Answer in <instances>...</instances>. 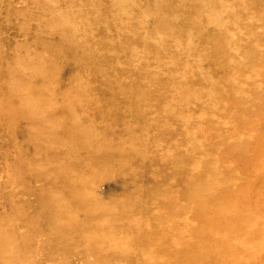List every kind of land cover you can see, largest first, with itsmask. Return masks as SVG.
<instances>
[{
	"label": "rangeland",
	"instance_id": "1",
	"mask_svg": "<svg viewBox=\"0 0 264 264\" xmlns=\"http://www.w3.org/2000/svg\"><path fill=\"white\" fill-rule=\"evenodd\" d=\"M263 139L264 0H0V264H264Z\"/></svg>",
	"mask_w": 264,
	"mask_h": 264
},
{
	"label": "bare ground",
	"instance_id": "2",
	"mask_svg": "<svg viewBox=\"0 0 264 264\" xmlns=\"http://www.w3.org/2000/svg\"><path fill=\"white\" fill-rule=\"evenodd\" d=\"M238 106H239V104H237V107ZM242 111L245 112V113H249V110L246 107H244ZM250 146L251 147L255 146L256 149H259V148L262 149V148H264V139L261 141V143L255 144V143L252 142V143H250ZM61 173L64 174V171H62ZM65 175H66V173H65ZM210 188H211V186L209 185L205 190L210 189ZM220 192L221 191H218V192L214 191V193H216V195H223V193H224V195L226 194L223 190H222V193H220ZM214 193H207V194H208V196L209 195L211 196V195H214ZM214 206H216V205H214ZM207 207H209V206H207ZM248 210L249 209H247V210L241 209L240 212H237V211H234V213L231 212V214H229L230 215L229 217H230V219L234 220V218L242 217V214L245 215V212H248ZM198 211L203 212V210H201V208H199ZM218 225H221V224H218ZM196 229H197V232H198V237H199V234H202V235H205V236L209 235L207 232L203 231L201 228H196ZM205 259H206V261L208 260L207 256H205ZM211 261L212 262H214V261L218 262L216 257L213 260H211Z\"/></svg>",
	"mask_w": 264,
	"mask_h": 264
}]
</instances>
